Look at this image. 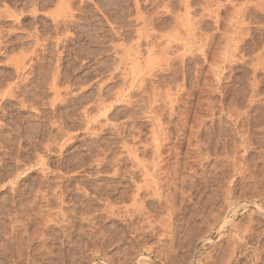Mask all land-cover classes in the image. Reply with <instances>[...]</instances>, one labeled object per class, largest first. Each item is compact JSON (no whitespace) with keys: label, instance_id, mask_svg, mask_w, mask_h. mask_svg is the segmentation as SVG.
I'll return each instance as SVG.
<instances>
[{"label":"rangeland","instance_id":"1","mask_svg":"<svg viewBox=\"0 0 264 264\" xmlns=\"http://www.w3.org/2000/svg\"><path fill=\"white\" fill-rule=\"evenodd\" d=\"M189 1L130 86L181 0H0V264H264V0Z\"/></svg>","mask_w":264,"mask_h":264},{"label":"bare ground","instance_id":"2","mask_svg":"<svg viewBox=\"0 0 264 264\" xmlns=\"http://www.w3.org/2000/svg\"><path fill=\"white\" fill-rule=\"evenodd\" d=\"M171 1V0H170ZM214 1V0H213ZM64 2V1H63ZM71 2V1H70ZM83 2V0H82ZM150 2V1H149ZM181 2L183 3L182 5H185L184 7V14H177L175 20V24H174V29L172 30V32H169L168 34H163L161 35V37H159V39H157L158 37L155 36L157 33L156 30L154 31L153 27L150 28V23L148 22L149 19H146L144 17H140V14L138 16V20L141 21L143 27L137 30V40L136 42L134 41V46L131 48L129 47L128 49H125L124 51V55L121 58V63L123 65L124 68V72L126 74L125 78L129 81V83L131 84L130 86H132V83L135 81V77L137 76H143V74L146 73H151L153 70H156L158 68H156L157 66L159 68H161L159 62L162 64L163 63H168V61H170L169 63H171V59H170V54L173 51V48L175 46H180L182 47V49L184 50V52L186 54L188 53H192V51L194 52L193 49H202V43L204 41L203 37L201 39L200 36H198V26L196 27V22L195 19L193 18L192 14H191V5H190V1L189 0H181ZM180 3V2H179ZM72 4V3H71ZM63 5V4H62ZM82 5V4H81ZM224 5V4H223ZM66 6V5H64ZM218 6V5H217ZM220 6V5H219ZM62 7V6H60ZM69 7V6H68ZM63 8V7H62ZM66 8V7H64ZM63 8V9H64ZM137 8V7H136ZM242 8V7H241ZM69 9V8H68ZM169 10V9H168ZM69 11V10H68ZM67 11V12H68ZM70 13V12H69ZM157 13V12H156ZM171 13V12H170ZM72 14V13H70ZM74 14V13H73ZM148 14V13H147ZM145 15V14H144ZM159 15V14H157ZM172 15V14H171ZM71 16V15H70ZM137 16V15H136ZM154 16V15H153ZM160 16V15H159ZM239 16V15H238ZM244 16V15H243ZM73 17V16H72ZM150 17V16H149ZM199 18V17H198ZM204 18V17H203ZM212 18V17H211ZM206 19V18H205ZM233 19V18H232ZM236 19V18H235ZM245 19V18H244ZM135 20V19H134ZM153 20V19H152ZM200 20V19H199ZM65 21V20H64ZM216 21V20H214ZM235 21V20H234ZM242 21V18H241ZM66 22V21H65ZM240 22V21H239ZM238 22V24H239ZM59 23V22H58ZM68 23V22H67ZM72 23V22H71ZM152 23V22H151ZM219 23V22H218ZM244 23V22H243ZM241 23V25L243 24ZM110 25V24H109ZM60 26V25H59ZM112 26V25H111ZM134 26V25H133ZM152 26V25H151ZM163 27V26H162ZM125 29V28H124ZM171 29V28H170ZM57 30V29H56ZM160 30V29H159ZM200 30V29H199ZM167 31V30H166ZM164 31V32H166ZM136 32V31H135ZM163 32V33H164ZM66 33V32H65ZM159 33V32H158ZM167 33V32H166ZM216 33V32H215ZM68 34V33H67ZM209 35H211L209 33ZM203 36V35H202ZM205 36V35H204ZM200 37V38H199ZM214 38V37H213ZM156 41H155V40ZM155 42H154V41ZM208 40V39H207ZM236 40V39H235ZM61 41V40H60ZM210 41V40H209ZM132 42V41H131ZM205 43V42H204ZM133 44V43H132ZM176 44V45H174ZM201 44V45H200ZM143 45H145L146 50L145 53L142 51ZM208 45V44H207ZM198 47V48H196ZM206 47V46H205ZM233 47V46H232ZM179 48V47H178ZM227 49V48H226ZM203 50V49H202ZM38 51V49H37ZM181 53V52H180ZM183 53V52H182ZM179 54V53H178ZM175 54V55H178ZM184 54V53H183ZM198 54V53H197ZM207 54V53H206ZM61 55V54H60ZM58 56V55H57ZM180 56V55H179ZM59 57V56H58ZM174 57V56H173ZM183 57V55H182ZM207 57V55H206ZM181 58V57H180ZM179 58V59H180ZM162 59H165L167 62L162 61ZM168 59V60H167ZM170 59V60H169ZM174 60V58H172ZM178 59V58H177ZM178 59V60H179ZM182 61V60H181ZM183 63V62H182ZM169 64H167L168 66ZM183 65V64H180ZM211 65V64H210ZM166 66V65H165ZM164 67V66H162ZM116 68V67H115ZM156 68V69H155ZM176 68V67H175ZM59 69V68H58ZM117 68L116 71H118ZM162 69V68H161ZM169 69V68H168ZM192 71V70H191ZM155 72V71H154ZM183 72V71H182ZM189 73V72H188ZM193 73V72H192ZM59 74V73H58ZM152 74V73H151ZM151 74H149L150 76H152ZM197 74V73H196ZM116 75V74H115ZM147 75V74H146ZM194 75V74H193ZM54 76V75H53ZM120 76V75H119ZM149 76V77H150ZM184 77V76H183ZM21 78V77H20ZM146 78V77H145ZM142 79V78H141ZM151 79V78H150ZM184 79V78H183ZM198 79V78H197ZM126 80V82H127ZM137 80V79H136ZM139 80V79H138ZM144 82L145 79L143 78ZM142 81V80H141ZM143 82V81H142ZM147 82V80H146ZM198 82V81H197ZM51 83V82H50ZM49 83V84H50ZM128 83V84H129ZM53 84V83H52ZM142 83H140L141 85ZM53 86V85H52ZM100 86V85H99ZM148 86V85H147ZM59 87V86H58ZM155 87V86H154ZM28 88V87H27ZM129 88V87H128ZM149 88V87H148ZM151 88V87H150ZM158 88V87H157ZM214 88V87H213ZM20 89V88H19ZM210 89V88H209ZM59 90V89H58ZM155 90V89H154ZM184 90V89H183ZM110 91V90H109ZM118 91V90H117ZM140 91V90H139ZM23 92V91H22ZM59 92V91H58ZM115 92V91H113ZM129 92V91H128ZM159 92V91H158ZM70 93V92H69ZM155 93V92H154ZM162 94V93H161ZM160 94V95H161ZM169 94V91L168 93ZM166 94V95H167ZM61 95V94H60ZM72 95V94H71ZM118 99L121 97V93H119L117 95ZM159 96V95H158ZM172 96V95H171ZM12 97V96H11ZM10 97V98H11ZM174 97V96H173ZM130 98V97H129ZM157 98V97H156ZM161 98V97H160ZM163 98V97H162ZM100 99V98H99ZM149 99V98H148ZM25 100V99H24ZM73 100V99H72ZM166 101V100H165ZM25 102V101H24ZM150 102V101H148ZM168 102V101H167ZM57 103V102H56ZM108 103V102H107ZM144 103V102H143ZM152 103V102H151ZM172 103V101H171ZM181 104V103H180ZM54 105V104H53ZM109 105V104H108ZM167 105V104H166ZM52 106V105H51ZM149 106V105H148ZM153 106V105H152ZM164 106V105H163ZM172 106V105H171ZM179 106V105H178ZM175 107V106H174ZM188 107V105H187ZM52 108V107H51ZM158 108V107H157ZM190 108V107H189ZM181 109V108H180ZM197 109V108H196ZM199 109V108H198ZM105 110V109H104ZM155 110V109H154ZM182 110V109H181ZM86 111V110H85ZM108 111V109H107ZM179 111V110H178ZM84 112V111H83ZM87 112V111H86ZM189 112V111H188ZM195 112V111H194ZM181 113V112H180ZM89 114V113H88ZM178 114V113H177ZM184 114V112H183ZM186 114V113H185ZM195 114V113H193ZM210 114V113H209ZM101 115V114H100ZM99 115V117H100ZM107 115V114H106ZM105 115H103L104 117ZM212 116V115H211ZM90 117V116H89ZM95 117V116H94ZM98 117V119H99ZM188 117V116H187ZM78 118V117H77ZM91 118V117H90ZM89 119V118H88ZM155 119V118H154ZM157 119V118H156ZM187 119V118H186ZM102 120V119H101ZM160 121L162 119H159ZM97 121V120H96ZM190 122V121H189ZM195 123V122H194ZM108 124V123H107ZM184 124V123H183ZM187 124V123H186ZM3 126V125H2ZM156 126V125H155ZM180 126V124H179ZM213 126V125H211ZM242 126V125H241ZM120 127V126H119ZM125 127V126H124ZM190 127V126H189ZM106 128V127H105ZM157 128V127H156ZM192 128V126L190 127ZM234 128V127H233ZM118 129V128H117ZM186 129V128H185ZM201 129V128H200ZM103 130V129H102ZM197 130V129H196ZM206 130V129H205ZM201 131V130H200ZM246 131V130H245ZM244 131V132H245ZM249 131V130H247ZM231 132V131H230ZM191 133V132H190ZM235 134V133H234ZM243 134V133H242ZM94 135V134H93ZM197 135V134H196ZM69 136V135H68ZM248 136V135H247ZM186 137V136H185ZM194 137V136H193ZM167 138V137H166ZM182 138V137H181ZM197 138V137H196ZM138 139V138H137ZM210 139V138H209ZM71 140V139H70ZM127 140V139H126ZM156 143L155 144V150L159 151L160 150V143L158 144V140L154 139ZM165 140V139H164ZM194 140V139H193ZM163 141V140H162ZM244 141V140H243ZM189 142V141H188ZM127 143V142H126ZM200 143V142H199ZM195 145V143H193ZM203 144V143H202ZM127 146V144H126ZM198 147V146H197ZM196 147V149H197ZM194 148V147H193ZM46 149V148H45ZM137 149V148H136ZM168 149V148H167ZM174 149V148H173ZM191 149V148H190ZM131 151V150H130ZM129 151V152H130ZM156 151V153L158 154V152ZM127 152V151H126ZM138 153V152H137ZM169 153V152H168ZM175 154V153H173ZM179 154V152H178ZM124 155V154H123ZM132 155V154H131ZM130 156V155H129ZM133 156V155H132ZM155 156V155H154ZM157 156V155H156ZM138 157V156H137ZM173 157V156H172ZM132 158V157H131ZM140 158V157H139ZM161 158V157H160ZM136 159V156H135ZM163 159V158H162ZM141 160V159H140ZM142 161V160H141ZM154 161V160H153ZM157 161V160H156ZM177 161V159H176ZM200 161V160H199ZM133 162V161H132ZM180 162V161H179ZM139 163V162H138ZM176 164V162H175ZM140 165V164H139ZM148 165V164H147ZM161 165V164H160ZM141 166V165H140ZM149 166V165H148ZM152 166H154V164H152ZM138 167V166H137ZM147 167V166H146ZM165 167V166H163ZM143 168V167H142ZM148 168V167H147ZM146 168V170H147ZM156 168V167H155ZM134 169V168H133ZM141 169V168H140ZM139 169V170H140ZM152 169V167H151ZM149 169V170H151ZM155 170V169H154ZM159 170V169H158ZM153 171V170H152ZM166 171V170H165ZM174 171V170H173ZM176 171V170H175ZM174 171V172H175ZM154 172V171H153ZM152 172V174H153ZM155 173V172H154ZM134 174V173H133ZM142 174V173H141ZM116 175V174H115ZM146 175V173H145ZM176 175V174H175ZM148 176V175H147ZM132 178V177H131ZM144 180V179H143ZM146 180V179H145ZM148 180V179H147ZM156 180V179H155ZM154 181V180H152ZM135 182V181H134ZM148 183V182H147ZM153 183V182H152ZM138 185V184H137ZM142 185V184H141ZM140 186V185H139ZM138 187V186H137ZM143 187V186H142ZM140 188V187H139ZM100 189V188H99ZM146 189V188H145ZM140 190V189H139ZM142 190V189H141ZM140 193V192H139ZM138 194V192L136 193ZM153 194V193H152ZM138 197V196H137ZM107 205V204H106ZM133 206V205H132ZM127 207V206H126ZM128 208V207H127ZM134 209V208H133ZM141 209V208H140ZM108 210V209H107ZM113 212V210H112ZM218 231V230H217ZM138 260V259H137Z\"/></svg>","mask_w":264,"mask_h":264}]
</instances>
